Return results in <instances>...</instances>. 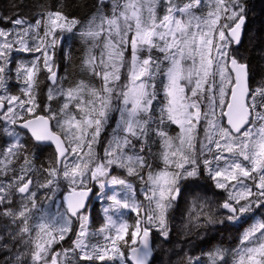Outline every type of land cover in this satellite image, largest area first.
I'll list each match as a JSON object with an SVG mask.
<instances>
[{"label": "snow or ice", "instance_id": "obj_1", "mask_svg": "<svg viewBox=\"0 0 264 264\" xmlns=\"http://www.w3.org/2000/svg\"><path fill=\"white\" fill-rule=\"evenodd\" d=\"M160 5L161 0H111L106 12V0H97L80 31L89 45L82 70L90 79L66 89L49 86L48 101L63 98L58 111L50 104L37 111L39 74L46 70L51 84H58L49 49L80 21L51 8L34 23L19 13L6 18L14 29H0V121L14 140L0 149V218L15 230L6 227V236L0 235V251L14 252L0 264H149V227L142 225H154L167 238V213L181 193L179 182L200 175L201 157L215 186L228 191L219 205L227 210L226 220L264 208V83L250 86L249 63L233 50L242 40L243 0H164L162 16ZM13 51L41 53L29 65L17 66L19 94L8 87ZM114 112L119 117L98 156L95 147ZM16 125L31 134L36 146L54 145L55 163L37 168L35 155L28 154L10 127ZM172 125L178 129L175 135L168 130ZM156 141L162 167L153 169L147 156L150 142ZM114 166L141 180L148 169L145 199L150 207L140 217L142 204L113 196L115 205L139 218L129 225L109 216L97 233H89L88 217L81 213L87 193L77 189L86 177H105ZM61 179L69 188L63 204L45 205L52 197L39 196V190L58 188ZM110 183L125 181L114 176ZM208 207L197 213L198 226L201 218L204 226L223 223ZM73 218L80 227L72 246L56 250L54 245L72 232ZM105 233L103 243L89 242L90 236ZM138 236L140 246L129 247ZM223 255L219 249L209 253L210 264H221ZM233 264H264V221L244 232Z\"/></svg>", "mask_w": 264, "mask_h": 264}, {"label": "trees", "instance_id": "obj_2", "mask_svg": "<svg viewBox=\"0 0 264 264\" xmlns=\"http://www.w3.org/2000/svg\"><path fill=\"white\" fill-rule=\"evenodd\" d=\"M176 2L183 4L186 0H176ZM243 2L246 6L243 38L238 48L233 45V50L237 52L239 59L249 63V83L251 87L255 88L264 83V0H243ZM96 4L97 0H0V29L3 30L14 29V25L6 18L14 19L16 14L19 13L20 16L34 23L38 15L49 8L63 11L69 17H75L80 21V24L72 32L62 34L54 49H49L54 64L53 70L57 71L58 74V84L52 85L50 83L47 79L48 73L46 70L40 72L39 79L41 84L37 93V103L40 105V108L37 109L38 112L49 104L53 111H58L64 102L63 98L59 96L52 101H48L49 86L54 89L62 86L66 89L80 79H90L88 73L82 70V60L89 45L81 37L80 31L87 26L88 20L95 12ZM110 8L111 1L106 2L105 11H110ZM157 11L160 16L164 14V0H161V5ZM40 55L41 53L36 52H12V62L8 66V75L10 76L8 87L11 94H19V89L22 86V82L17 81L16 78L17 66L21 64L29 65ZM40 66L43 69L42 60ZM93 82L99 86V81L94 80ZM160 99H163L162 93ZM118 117V113H112V119L106 126L105 131L101 133V143L95 147L98 156H103V146L110 137L111 130L115 127V121ZM3 127L4 122L0 121V149L14 140V137H9L3 132ZM15 130L19 133L21 142L26 145L28 154L30 156L35 155L36 159L34 162L37 168L41 164L47 166L49 161L53 162V164L55 163V150L53 147L47 145L38 147L27 133L19 131L16 127ZM168 130L171 135H175L178 131L175 125H172ZM149 146L151 148V155L147 156L149 163L153 165V169L162 167L158 159L160 151L158 141L150 142ZM206 155H208V158L211 157L209 154ZM147 172L148 169H144L143 173H141L144 176V180H141L138 176L129 175L125 169L114 166L109 170L107 176L100 177L97 181L91 179L87 185L78 187V189L92 188L96 197L101 192L103 194L102 202L99 199H95L90 203L89 229H87L89 233H97L103 227L105 217L102 215V210L104 209V204L108 203L107 197L110 189L105 186L101 187V182L104 185L109 178L114 176L127 181L128 184H132L135 187V192L133 193L135 197L133 199L137 198L139 201L136 204L143 205L139 213V216L143 217L144 212L149 209V202L144 195V191L149 186L146 183ZM58 184V188L54 185L52 189H40L38 195L51 196V202L55 204L56 190L59 189L61 194L67 193L69 190L67 181L61 179ZM179 186L181 193L167 213V238L163 237L160 231L152 225H142L150 228L153 242L154 254L149 264H188L189 258L192 259L193 264H209V253H213L217 249L224 254L221 264H233L235 251L240 247L244 232L257 219L259 222L264 221V208H253L252 212L244 214V217L237 221L226 220L225 217L228 213L225 209L220 208L219 205L227 198L228 191L215 186V182L204 169L203 164H201L200 175L180 180ZM60 197L61 202L58 201V203L63 204V198L62 196ZM208 206H211L213 214L222 220L223 223L204 226L201 218L200 226H198L196 215L201 209L207 212L209 210ZM85 213L86 211L82 212V214ZM138 218L137 212L126 211L125 219L129 225H134ZM6 227L15 230V226L11 225L7 218H0V235L6 236ZM79 227V221L73 218L72 232L68 233L65 240L54 245V248L59 250L61 247H71ZM102 238V235L90 236L89 242L93 244L102 243ZM135 245L129 244V247H134ZM20 250L22 251L23 248H20ZM122 250L126 256L129 255L128 248H123ZM3 253L8 255L5 251H0V255ZM5 255H2L0 260L4 259ZM9 255H14V252ZM79 264H85V262L81 261ZM96 264H101V262L97 261Z\"/></svg>", "mask_w": 264, "mask_h": 264}, {"label": "rangeland", "instance_id": "obj_3", "mask_svg": "<svg viewBox=\"0 0 264 264\" xmlns=\"http://www.w3.org/2000/svg\"><path fill=\"white\" fill-rule=\"evenodd\" d=\"M202 139H203V131H202V128H201V130L199 131V135H198V141L199 140H202ZM197 149H199V142H197ZM210 158L211 157H209V159ZM200 159H201V164H202L203 157H201ZM212 166L215 167V163H213ZM111 179H112V177L109 178V180H107V182L104 183V186L106 188L110 189V191H109V194H108V197H107L108 203L107 204H104V209L102 210V215L105 217L104 218L105 220H104L103 227L107 223V218L109 216H111L117 222H119V221H126V219H125L126 211H128V210L129 211H132L130 208H127L126 209V208H123L122 206L115 205L113 203L111 197L116 196L117 199H120L122 201L123 200H128L129 203H133V202L134 203H137L139 201L137 198L136 199H133L135 197V194H133L135 192V187L132 184H128L127 181H125V180H124L125 183L123 185H121V184H112V183H110ZM90 181H91V178L90 177H86L85 178V183L82 185V187L85 186V185H87ZM148 188H149V186L144 191V195H145V192L148 190ZM56 191L57 192L55 193V195H56V203L55 204H59L61 202V197L60 196H62V198H63L66 193H62L61 194V191L59 189H57ZM94 199H99V201L102 202L103 201V194H102V192L100 193V195L98 194L97 197L95 196ZM58 201H60V202L58 203ZM49 203H52V202H50L48 200L47 201H44V204L45 205H48ZM149 207H150V205H149ZM52 210L54 211L55 209L53 208ZM89 212H90V208L87 209L86 213L84 214V215H86L88 217L87 229H89L88 228V223H89V219H90V213ZM258 222H259V220L257 219L256 222H254V223L256 224ZM254 223H252V224H254ZM152 226L154 228H156L154 225H152ZM72 227H73V224H72ZM249 228L250 227H248V229ZM150 233L151 232H150V228H149V234ZM106 234L107 233L102 234V237H103V235H106ZM140 235H142V232H141ZM150 236H151V234H150ZM139 238H140V236H138L137 244L136 245H138V243H139ZM102 243H103V238H102ZM129 244H131V243L129 242ZM116 264H119V262L117 261Z\"/></svg>", "mask_w": 264, "mask_h": 264}, {"label": "water", "instance_id": "obj_4", "mask_svg": "<svg viewBox=\"0 0 264 264\" xmlns=\"http://www.w3.org/2000/svg\"><path fill=\"white\" fill-rule=\"evenodd\" d=\"M111 0H106V2H110ZM242 38H243V30H242ZM242 41V40H241ZM56 73H57V71H56ZM58 75V74H57ZM50 83H51V81H50ZM250 84V83H249ZM19 131H21V132H25V133H27L29 136H30V138H31V134L29 133V132H27V130L26 129H22V128H20L19 127V125H16L15 126ZM47 146H51V147H53V149L55 150V146L54 145H47ZM78 191H85L86 193H87V195H86V197L84 198V205H85V207L83 208V209H81V212H83V211H85L89 206H90V203H91V201H92V197H93V189L92 188H89V189H77ZM68 193V192H67ZM67 193H66V195H67ZM74 219H76V218H74ZM142 236V235H141ZM147 240H148V244H149V246L151 247V249H152V256L149 258V261L151 260V258L153 257V254H154V249H153V242H152V238H151V236H150V234H149V236L147 237ZM140 246V238H139V243H138V245L137 246H135V247H139ZM129 264H130V262H129Z\"/></svg>", "mask_w": 264, "mask_h": 264}, {"label": "flooded vegetation", "instance_id": "obj_5", "mask_svg": "<svg viewBox=\"0 0 264 264\" xmlns=\"http://www.w3.org/2000/svg\"><path fill=\"white\" fill-rule=\"evenodd\" d=\"M94 198H95V196H94ZM93 200H95V199H93ZM7 254L9 255V254H12V253H7ZM2 255H5V254H4V253L1 254V255H0V258L2 257ZM5 256H6V255H5Z\"/></svg>", "mask_w": 264, "mask_h": 264}]
</instances>
